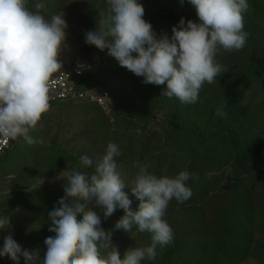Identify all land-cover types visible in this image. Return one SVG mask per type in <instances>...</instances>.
Returning a JSON list of instances; mask_svg holds the SVG:
<instances>
[{
  "label": "trees",
  "instance_id": "obj_1",
  "mask_svg": "<svg viewBox=\"0 0 264 264\" xmlns=\"http://www.w3.org/2000/svg\"><path fill=\"white\" fill-rule=\"evenodd\" d=\"M72 1L77 0H28L27 6L34 10L36 3H42L41 12L49 18ZM248 4L244 14L247 33L244 47L231 52L218 48L215 60L221 65V72L213 83L203 84L194 104H182L175 97L163 96L166 84H147L146 94L140 92L143 99L137 95L138 86L128 94L123 88L117 90L111 80L136 75L108 56L106 49L83 44L82 49L90 59L86 65L91 68L93 61L92 65L100 70L85 71L77 80L78 90L105 89L110 95L112 116L98 104L81 100L50 106L31 133L44 142L25 147L21 159L3 171L6 165L3 161L12 148L24 143L22 139L16 140L0 158V178L39 172L44 176L73 169L76 160L59 145L62 126L55 136L50 132L52 114L72 111L70 118L84 120L86 135H105L102 154L109 142L118 145L120 155L115 159L122 179L133 181L140 166H147L158 177L175 176L182 170L190 173L187 186L191 197L184 203L173 199L168 206L173 210L193 206L200 211L169 245L157 248L154 261L142 264H239L256 259L254 251L264 259V251L258 254L255 246V237L264 235V0H248ZM185 5L188 12L182 15L173 11L150 13L143 6L144 19L152 24L157 38L165 34L171 37L172 27L182 17L186 22H198L193 6L187 0ZM87 11L94 19L93 28L102 12L108 15L105 0H90ZM85 105L93 109L84 108ZM217 110L225 115L218 116ZM228 167L230 172L226 174ZM82 169L92 171L91 167ZM226 179L230 183L222 186ZM64 196L61 181L54 186L33 191L25 188L0 197V214H12L11 228L0 233V237L11 234L23 249L37 251L42 261L47 250L44 241L55 235L49 231L52 226L49 213ZM129 198L133 201L130 207L138 208L139 201ZM210 208L215 211L213 224L207 223L206 210ZM95 210L101 214L105 230H112L124 215L118 208L105 219L99 208ZM136 232L144 240L150 235L138 232L135 227L130 233L115 230L113 234L131 236ZM0 264L14 262L0 258Z\"/></svg>",
  "mask_w": 264,
  "mask_h": 264
},
{
  "label": "clouds",
  "instance_id": "obj_2",
  "mask_svg": "<svg viewBox=\"0 0 264 264\" xmlns=\"http://www.w3.org/2000/svg\"><path fill=\"white\" fill-rule=\"evenodd\" d=\"M184 0H181L183 3ZM193 6L198 22L182 17L172 27V35L157 38L152 24L144 19L140 0H105L108 15L105 28L85 34V43L107 50L121 67L143 83L165 85L163 96L177 98L182 104L198 101L203 84H211L221 72L215 57L218 48L242 49L247 40L244 14L248 0H187ZM28 0H0V143L22 139L28 145L42 144L31 133L48 112L49 82L62 69L58 56L66 41L68 27L64 15L45 18L42 3L34 10ZM135 54V55H134ZM89 65L80 64L78 69ZM217 115L225 113L217 110ZM119 147L109 142L104 154L80 156L82 168L60 172L54 179L64 181L65 196L49 213L54 233L45 239L43 260L37 251L23 249L11 234L0 237V258L14 264H142L154 261L157 248L169 245L173 229L164 219L170 201L184 203L191 195L187 186L190 173L182 170L175 176H157L140 166L131 185L118 171ZM126 187L139 201L138 209ZM111 217L119 208L124 215L112 230H105L101 214ZM79 213V216L77 215ZM12 214H0V233L11 228ZM151 235V243L120 252L113 245L115 230ZM103 250V251H102Z\"/></svg>",
  "mask_w": 264,
  "mask_h": 264
},
{
  "label": "rangeland",
  "instance_id": "obj_3",
  "mask_svg": "<svg viewBox=\"0 0 264 264\" xmlns=\"http://www.w3.org/2000/svg\"><path fill=\"white\" fill-rule=\"evenodd\" d=\"M89 2L90 0L72 1L66 4L64 7L58 8L57 13L55 14L61 16L64 15V18L68 25L66 29V41L58 56V61L62 64V67L65 69L72 68L78 63L89 64L88 60L90 59L88 56H86V53L82 49L83 44H86L85 34L89 31H97L98 29L105 28L104 20L106 18V14L104 12L101 13L98 25L93 28L92 20L94 19L90 15H88L90 13L89 11H87ZM185 3L186 0H184L183 3H181V0H148L147 2H142V5L146 7L150 13L160 12L166 14L173 11L176 14L182 15L188 12ZM85 12L88 14H86ZM78 16L80 17V20H78ZM45 18L47 19V17ZM93 63L94 62L92 61L91 66L94 69L91 67V70L99 71L100 68L93 66ZM110 83L114 85L117 90L119 88H123L125 91H127L126 94L129 93L128 91H132L135 87L138 86L137 95L138 97H141V99L144 98V95H140V92H142L143 94H146L147 92V84L143 83V78L138 76L118 77L111 80ZM84 108L93 109L91 105H85ZM71 112L72 111L67 110L64 113H60L58 111V113L52 114L51 119L53 122H51L50 132L52 133L51 135L55 136L56 134H58L59 126H62V132H59V145L64 151L68 152L76 160V166L73 169L82 171L83 169L80 166L79 161L80 156L83 154H89L93 157L97 155H102L104 150L102 143L105 140V135H86L84 133L86 130L84 120L78 118H70L69 115L71 114ZM107 112L109 116H112L110 110H108ZM110 118L111 121H114L112 117ZM28 146L29 145L24 142L19 147L16 146L17 148H12L13 151L10 152V156L3 161L4 164H6L5 167L2 168L3 171H6L9 166L12 167L14 165L15 161L21 159L22 155L24 154L25 147ZM62 171H65V169L59 171L56 174H49L44 176L39 172L37 174L32 173L24 177H1L0 197L15 192L16 190H24L25 188L28 191H33L37 188L57 185L63 180L54 178L57 177V175ZM84 172L87 171L84 170ZM228 172H230L229 167L227 168L226 174H228ZM130 179L124 178L123 180L127 185H131L132 181ZM229 183L230 181L226 179L222 183V186H225ZM124 191L127 192L130 197L135 198V196L131 193V189L129 187H126ZM137 209L138 208L135 207L132 208V210L134 211ZM198 211L200 210L197 207L193 206L177 210H173L171 207L168 206L165 210L164 219L173 229V233L175 236L182 229H186L191 220L196 217L195 215ZM206 213L208 218L207 223L213 224V216L215 215L214 208L206 210ZM255 241V246L257 248L256 252L260 254L261 251H264V235H257L255 237ZM112 242L113 245L120 252L121 258H123L127 250L135 247H144L150 244L151 235H148L147 239L144 240L142 238V234L140 235L137 232L132 234L131 236L113 234ZM253 253L256 256V259H250L239 264H264V259L258 257L255 251Z\"/></svg>",
  "mask_w": 264,
  "mask_h": 264
},
{
  "label": "built area",
  "instance_id": "obj_4",
  "mask_svg": "<svg viewBox=\"0 0 264 264\" xmlns=\"http://www.w3.org/2000/svg\"><path fill=\"white\" fill-rule=\"evenodd\" d=\"M80 64L81 63H78L69 69H65L62 67L61 70L54 73L53 76L50 78V106L74 100H81L89 103L98 104L105 111H108L110 106V95L105 89H103L102 87H94L93 89L88 91L78 90V87L76 85L77 80L83 77L85 71L91 69L90 67L83 70L78 69V65ZM15 141L9 140L7 143H0V158L5 155V153L11 148L12 144H14Z\"/></svg>",
  "mask_w": 264,
  "mask_h": 264
}]
</instances>
